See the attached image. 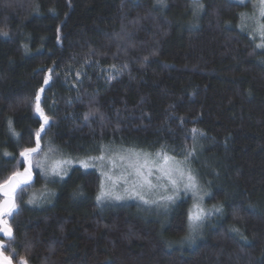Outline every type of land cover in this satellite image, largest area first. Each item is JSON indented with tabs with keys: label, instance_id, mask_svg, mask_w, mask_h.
I'll use <instances>...</instances> for the list:
<instances>
[{
	"label": "trees",
	"instance_id": "trees-1",
	"mask_svg": "<svg viewBox=\"0 0 264 264\" xmlns=\"http://www.w3.org/2000/svg\"><path fill=\"white\" fill-rule=\"evenodd\" d=\"M201 2L0 0V183L35 146L43 86L42 153L164 151L223 208L190 233L189 196L163 211L101 205L98 168L48 180L34 166L5 217L14 238L0 236L12 264H264V52L240 28L247 4Z\"/></svg>",
	"mask_w": 264,
	"mask_h": 264
},
{
	"label": "snow or ice",
	"instance_id": "snow-or-ice-1",
	"mask_svg": "<svg viewBox=\"0 0 264 264\" xmlns=\"http://www.w3.org/2000/svg\"><path fill=\"white\" fill-rule=\"evenodd\" d=\"M163 2V0H160ZM240 3H244V0H239ZM193 6L196 10L203 9L204 5L201 0H193ZM258 9L259 18L256 20V34L259 35L261 43L257 44V48H264V23L260 21L264 19V0H260L258 5H254ZM242 25L246 20V14H240ZM242 30L243 27H242ZM252 35V33H249ZM0 35L7 37L9 34L7 31L0 30ZM255 38V36H253ZM49 75L44 79L43 84L48 85L52 79V69L47 70ZM44 92V87H40L34 97L33 110L40 123L39 128L34 132L35 146L23 148L19 155L22 158L20 163L23 165V170L17 169L11 176H9L3 183H0V192L3 193L5 199L0 201V233L7 236L9 240L13 239V230L5 219L6 216H13V213L17 211L18 205L16 198L18 195H22L28 186L33 181V167L39 168L42 173L50 174L52 176L60 177L63 179L67 174L69 168L73 164H78L83 169H89L97 167V162H100L101 166L106 159L115 167L116 156L121 162L126 161V170L129 179H124V183L128 185L125 187L123 194L113 191L111 189L105 191L104 182L101 181V192L97 196V200L101 201L105 198H111L115 200H123L125 198H135L142 201L146 205L157 204L167 207L169 204L175 203L181 191V186L185 192L191 191L194 198L193 206L188 210L187 219L189 232H195L203 223V221L210 215L215 213H221L223 211L222 206H213L212 209H206L203 204V196L200 195L201 189L197 183L196 177L192 174L191 170L181 167L176 161L175 157L169 156L166 152L161 151L156 154L157 158L154 160L149 159V154L136 153L129 151L127 155L113 154L106 146H101L100 155L88 156L86 158H64L55 159L49 165H46L45 161L48 160V153H42L41 149V136L42 133L46 135V126L49 125V117L45 114L44 109L41 106V94ZM88 117L85 116V119ZM9 131L15 136L18 135L12 128V122L9 119ZM195 131V130H194ZM48 152H53L51 146H49ZM5 155H8L5 153ZM43 155L42 159H36V157ZM159 173V175H156ZM101 175L106 179L111 180V177L107 173L101 172ZM154 178L157 182H154ZM158 181H165L166 183H160ZM170 186V187H169ZM116 187L115 184L112 186ZM19 190V191H18ZM157 190L164 194L158 195V198H148L151 194L156 193ZM171 194H167L168 192ZM210 195V193H205ZM29 203L35 202V197L30 198ZM233 231L239 233V229L234 228ZM185 239H191V236L185 237ZM246 239V238H244ZM0 264H12L10 256L4 254V244L0 242ZM20 264H28L27 260L21 258Z\"/></svg>",
	"mask_w": 264,
	"mask_h": 264
},
{
	"label": "rangeland",
	"instance_id": "rangeland-1",
	"mask_svg": "<svg viewBox=\"0 0 264 264\" xmlns=\"http://www.w3.org/2000/svg\"><path fill=\"white\" fill-rule=\"evenodd\" d=\"M233 1L239 2V0H233ZM259 3H260V0H244V3H242V4H247L248 7H247V9H244L241 13L246 14V20L243 23V25H242V21H240V28L242 29V27H243L244 31L247 32L248 34L251 32L252 35H250V34L249 35L252 38H253V36H255V38H253V39L255 40L256 45L261 43V39H260L259 35L256 34V32H255L256 27H257L256 20L259 18V13H258V9L255 8L254 5H258ZM260 22L261 23H264V19H262ZM258 49L260 51L264 52V48H258ZM263 58L264 57H262L261 60H263ZM129 151L130 150H124L123 152L122 151H119V150H116V151L115 150H111V152L113 154H123V155H127L129 153ZM131 151H133V150H131ZM134 152L141 153V154H147V153H143V152H139V151H134ZM46 153H48V160L45 161V163H46V165H49L50 166V163L54 159L52 158V156H51V154L49 152H46ZM42 158H43V155L40 157V159H42ZM156 158H157V156H151V155H149V159H151V160H154ZM176 161L180 164L181 167H184L186 169H189L188 167H186L183 164V162L178 161V160H176ZM126 164H127L126 161L121 162L119 160L118 155L116 156V166L115 167H113L108 162L107 156H106V159L103 162V165L102 166H101L100 162H97V167L96 168H98V170H100L101 172L107 173L108 176L111 177V180H109V179H106L104 176H101L102 177L101 181L104 182V189H105V191L111 189L113 191H116L118 193L123 194L125 187L128 186V185H126L124 183V179H129V181H131V177H128V174H127ZM191 172L196 177V175L193 173L192 170H191ZM156 175H159V173H157ZM46 176L48 177V180H53L55 178H58V177L52 176L50 174H47ZM154 182H157L155 180V178H154ZM158 182H160V183H166L165 181H158ZM197 183L199 184V187L201 189L200 195L203 196V201H202L203 206L206 209H212L213 206L206 204L207 195H205V193H207V192L202 189V186L200 185V183L198 181H197ZM113 184L116 185L115 188L112 187ZM100 192H101V187H100L99 194H100ZM160 194H164V193L160 192V190H157L156 193L151 194L148 198L155 199V198H158V195H160ZM167 194H171V192L169 191ZM182 194H184L185 196H189L191 198V207H192L193 206V203H194V198H193L192 192L191 191L185 192L183 190L182 186H181V191L179 193V196L182 195ZM35 198H38V200H41V201L45 200L46 199V191H41L38 195H36ZM3 199H5V197ZM131 201H135L136 203L140 204L141 205V206L139 205L140 207H143V206L144 207H150V208L154 207L156 209H161V211L167 210L170 207L169 206L170 204L167 207L163 206L162 204L161 205H157V204L146 205L142 201H140L138 199H135V198H125L123 200H115V199H111V198H105V199H103V200H101L99 202L101 203V205H108V204H113L114 202L115 203H121V202H131Z\"/></svg>",
	"mask_w": 264,
	"mask_h": 264
},
{
	"label": "water",
	"instance_id": "water-1",
	"mask_svg": "<svg viewBox=\"0 0 264 264\" xmlns=\"http://www.w3.org/2000/svg\"><path fill=\"white\" fill-rule=\"evenodd\" d=\"M0 236H4L2 233H0Z\"/></svg>",
	"mask_w": 264,
	"mask_h": 264
}]
</instances>
